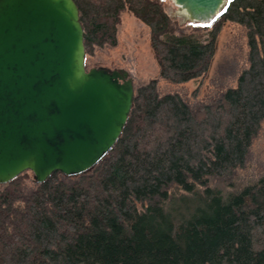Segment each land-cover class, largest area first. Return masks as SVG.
<instances>
[{"label": "trees", "instance_id": "16d2710c", "mask_svg": "<svg viewBox=\"0 0 264 264\" xmlns=\"http://www.w3.org/2000/svg\"><path fill=\"white\" fill-rule=\"evenodd\" d=\"M86 57L117 45L121 14L150 29L160 77H204L227 22L247 30L248 69L211 104L135 89L113 148L77 176L0 185V264H264V175L240 193L212 187L243 169L264 121V0H231L208 24H174L161 0H74Z\"/></svg>", "mask_w": 264, "mask_h": 264}, {"label": "water", "instance_id": "95a60500", "mask_svg": "<svg viewBox=\"0 0 264 264\" xmlns=\"http://www.w3.org/2000/svg\"><path fill=\"white\" fill-rule=\"evenodd\" d=\"M197 24L231 0H174ZM135 97L128 71L86 66L74 0H0V185L77 176L113 148Z\"/></svg>", "mask_w": 264, "mask_h": 264}, {"label": "rangeland", "instance_id": "374dc122", "mask_svg": "<svg viewBox=\"0 0 264 264\" xmlns=\"http://www.w3.org/2000/svg\"><path fill=\"white\" fill-rule=\"evenodd\" d=\"M161 1L174 24L182 27L197 24L184 17L185 14L174 0ZM249 51L246 28L227 22L218 36L216 53L208 73L188 83L174 84L160 77L159 66L150 44V29L132 13L124 11L117 29V45L95 47L90 56L86 57V66L88 69L105 67L126 70L135 89L156 80L160 95L177 94L195 108L213 103L223 92L236 87L239 76L250 66ZM263 175L264 121L250 149L245 167L227 181L212 179L210 185L227 193H240ZM32 180L34 175L30 172L26 180L29 189L35 187Z\"/></svg>", "mask_w": 264, "mask_h": 264}, {"label": "bare ground", "instance_id": "6f19581e", "mask_svg": "<svg viewBox=\"0 0 264 264\" xmlns=\"http://www.w3.org/2000/svg\"><path fill=\"white\" fill-rule=\"evenodd\" d=\"M183 14H185V15H184V17H186L187 19H189V17L187 16V14H186V13H183Z\"/></svg>", "mask_w": 264, "mask_h": 264}]
</instances>
